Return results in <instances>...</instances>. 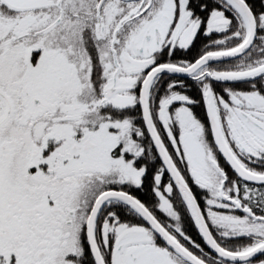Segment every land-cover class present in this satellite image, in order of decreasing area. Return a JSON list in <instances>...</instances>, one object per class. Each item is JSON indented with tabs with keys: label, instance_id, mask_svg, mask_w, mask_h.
<instances>
[{
	"label": "snow or ice",
	"instance_id": "obj_1",
	"mask_svg": "<svg viewBox=\"0 0 264 264\" xmlns=\"http://www.w3.org/2000/svg\"><path fill=\"white\" fill-rule=\"evenodd\" d=\"M258 255L264 0H0V264Z\"/></svg>",
	"mask_w": 264,
	"mask_h": 264
},
{
	"label": "flooded vegetation",
	"instance_id": "obj_2",
	"mask_svg": "<svg viewBox=\"0 0 264 264\" xmlns=\"http://www.w3.org/2000/svg\"><path fill=\"white\" fill-rule=\"evenodd\" d=\"M253 2H255V0H253ZM197 43L199 44V41H198ZM217 90L219 91V89H217ZM190 94L193 95V96H196L195 93H191V92H190ZM197 98H198V97H197ZM197 114L203 119V109H202V104H201V107L197 108ZM221 163L225 166V168H227V165L224 164V161H223L222 158H221ZM229 174H231V173H229ZM164 180H165V182H167V180H168L167 175L164 177ZM137 195H140L141 198H143V194H142V193H137ZM197 196H199V192H197ZM189 232H190V234H191L195 239H197V241H200V238H199V236L197 235V233H196V231H195V229H194V226L191 227V228L189 229ZM243 242H245V241H239L238 243H243ZM201 243H202V242H201ZM202 246L205 247L206 250H208L206 245H203V244H202ZM209 251H210V250H209ZM255 259H257V260H259V259H264V256H259V255H258Z\"/></svg>",
	"mask_w": 264,
	"mask_h": 264
}]
</instances>
